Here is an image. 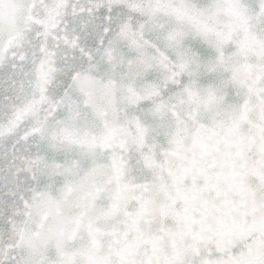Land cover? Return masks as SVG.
<instances>
[{"label": "snow or ice", "instance_id": "1", "mask_svg": "<svg viewBox=\"0 0 264 264\" xmlns=\"http://www.w3.org/2000/svg\"><path fill=\"white\" fill-rule=\"evenodd\" d=\"M0 264H264V0H0Z\"/></svg>", "mask_w": 264, "mask_h": 264}]
</instances>
